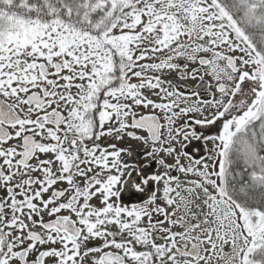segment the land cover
<instances>
[{
    "label": "snow or ice",
    "instance_id": "1",
    "mask_svg": "<svg viewBox=\"0 0 264 264\" xmlns=\"http://www.w3.org/2000/svg\"><path fill=\"white\" fill-rule=\"evenodd\" d=\"M0 192V264H264V0H0Z\"/></svg>",
    "mask_w": 264,
    "mask_h": 264
},
{
    "label": "rangeland",
    "instance_id": "2",
    "mask_svg": "<svg viewBox=\"0 0 264 264\" xmlns=\"http://www.w3.org/2000/svg\"><path fill=\"white\" fill-rule=\"evenodd\" d=\"M238 55V53H236ZM207 72V69H205L201 74L204 75V80L206 82H210L212 83V78L208 75H206L205 73ZM164 75V78L168 79V80H174L180 87L181 90H185V86H187V89L188 90H192L193 88H196L198 85L201 84V82L199 81V79L197 78V80H186V81H180L179 80V77L177 74L173 73V74H163ZM133 82H136V81H133ZM143 111V110H141ZM213 130L215 129V126H212ZM117 143V146L118 147H129L131 146L132 150L134 151V153L136 155H134L133 158H129L127 157L126 155L123 157V159H126L129 161V163H147V158L143 155L144 153V145H142L140 142H137V141H132L130 139H125L124 141H121V142H116ZM200 155H203V152L200 153ZM158 168V165H153V171H155L156 169ZM173 175H180L181 176V179H183V176L179 173H173ZM125 204L130 206V203L134 202V201H130L128 199V197L126 196L125 197ZM93 203H96V201L94 200ZM194 222V221H193ZM166 226V225H165ZM181 229L179 228H174L173 231H180Z\"/></svg>",
    "mask_w": 264,
    "mask_h": 264
},
{
    "label": "flooded vegetation",
    "instance_id": "3",
    "mask_svg": "<svg viewBox=\"0 0 264 264\" xmlns=\"http://www.w3.org/2000/svg\"><path fill=\"white\" fill-rule=\"evenodd\" d=\"M61 185H58V187H60ZM63 187H66L67 185H62ZM0 195H3L2 192H0ZM62 214H67V213H62ZM45 219H48L47 217H45Z\"/></svg>",
    "mask_w": 264,
    "mask_h": 264
}]
</instances>
